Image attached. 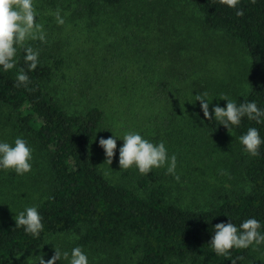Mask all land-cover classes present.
Masks as SVG:
<instances>
[{
  "label": "rangeland",
  "instance_id": "obj_1",
  "mask_svg": "<svg viewBox=\"0 0 264 264\" xmlns=\"http://www.w3.org/2000/svg\"><path fill=\"white\" fill-rule=\"evenodd\" d=\"M92 0H33L37 22L46 41L29 40L54 68L51 92L68 111L98 106L105 121L94 143L93 154L108 181L143 196L138 181L162 185L170 203L205 209L221 193L247 190L243 178L244 151L232 134H212L200 122V102L207 93L209 110L226 107L227 96L236 103L248 90L249 57L245 48L220 31H207L202 17L186 0H131L119 7ZM59 10L64 24L57 23ZM19 50V49H18ZM61 61L58 68L55 61ZM0 106V142L14 146L17 137L33 150L31 171L18 175L0 168V222L40 203L49 193L48 164L33 142L15 134ZM139 133L154 144L164 142L167 154L176 156L175 175L166 167L141 174L133 166L120 169V139ZM117 136L109 165L100 138ZM71 253L73 235L49 237L37 251L15 258L11 264H39L54 255ZM80 247V246H79ZM89 264H127L130 247H80ZM56 264H69L61 258ZM247 264H264V248L257 247Z\"/></svg>",
  "mask_w": 264,
  "mask_h": 264
},
{
  "label": "trees",
  "instance_id": "obj_2",
  "mask_svg": "<svg viewBox=\"0 0 264 264\" xmlns=\"http://www.w3.org/2000/svg\"><path fill=\"white\" fill-rule=\"evenodd\" d=\"M131 0H92L98 5L119 7ZM202 17L207 31H220L245 48L249 57L248 90L236 101L255 102L264 110V0H241L238 9L218 0H186ZM237 10L244 12L238 17ZM19 49L16 67L0 66V106L7 111L6 122L18 135L28 137L48 164L49 193L36 205L42 217L39 236L16 228L15 219L0 222V264H11L21 255L39 250L49 237L73 235L82 248L104 246L115 250L130 247L127 264H247L257 247L232 249L228 257L217 255L209 244L218 223L230 220L237 227L248 218L261 224L264 234V144L259 155L244 151L243 178L247 190L221 193L205 209L172 204L162 185L151 187L138 181L143 196L103 175L93 154L105 112L98 106L78 111L66 110L51 92L54 68L39 55L35 70L29 71ZM55 61L58 68L61 61ZM23 69L29 76L27 87H16V75ZM210 113L212 110H209ZM200 122L212 134H227L219 121H210L198 110ZM230 133L239 140L251 127L264 140V118L257 123L247 117Z\"/></svg>",
  "mask_w": 264,
  "mask_h": 264
},
{
  "label": "clouds",
  "instance_id": "obj_3",
  "mask_svg": "<svg viewBox=\"0 0 264 264\" xmlns=\"http://www.w3.org/2000/svg\"><path fill=\"white\" fill-rule=\"evenodd\" d=\"M222 5L232 9H238L241 0H218ZM255 3V0H252ZM238 17L244 12L237 10ZM37 12L33 0H0V66L4 71L12 70L16 67V56L18 49L25 52L24 60L28 64L29 71L35 70L38 65L39 52L31 46H26L29 40L46 41L44 26L37 22ZM57 23L64 24L59 10L55 13ZM29 76L20 69L16 75V87L21 85L27 87ZM207 93L195 95V102L199 101L203 116L208 119L219 121L220 125L226 127L230 133V125L238 126L243 117L254 120L257 123L264 118V110L258 108L255 102L240 103L239 105L227 96H221V100L227 101L226 107L219 105L209 111V101L206 99ZM117 136L107 139L100 138L99 145L104 149L106 162L111 165L115 150L117 148ZM123 145L119 149L120 169L127 170L135 166L141 174H148L154 168L166 167L167 173L175 176L176 180L180 177L175 175L177 166L176 156L171 157L167 154L164 142L154 144L143 138L139 133L127 132L122 138ZM239 141L244 151L251 156L259 155V149L264 140L255 127L247 130L246 134L239 137ZM33 150L28 146L25 139L17 137L14 146L7 142H0V168L4 170H14L18 175H23L31 171V160ZM16 228L23 227L26 233L39 236L43 229L42 217L35 206L27 207L24 211L15 214ZM261 224L255 218L244 220L237 227L231 220L228 223H218L214 226V232L210 245L214 252L219 256L228 257L232 249H247L253 244L264 243V234L258 230ZM54 255L45 261L43 256L39 259V264H56L61 258L68 260L69 264H89L87 255L77 246L71 253L61 251L54 246ZM231 264H236L232 260Z\"/></svg>",
  "mask_w": 264,
  "mask_h": 264
}]
</instances>
